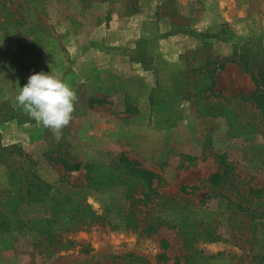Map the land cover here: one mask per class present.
I'll use <instances>...</instances> for the list:
<instances>
[{
    "label": "rangeland",
    "instance_id": "rangeland-1",
    "mask_svg": "<svg viewBox=\"0 0 264 264\" xmlns=\"http://www.w3.org/2000/svg\"><path fill=\"white\" fill-rule=\"evenodd\" d=\"M209 3L0 0V264H264V31ZM40 71L78 96L59 140L15 100Z\"/></svg>",
    "mask_w": 264,
    "mask_h": 264
},
{
    "label": "clouds",
    "instance_id": "clouds-1",
    "mask_svg": "<svg viewBox=\"0 0 264 264\" xmlns=\"http://www.w3.org/2000/svg\"><path fill=\"white\" fill-rule=\"evenodd\" d=\"M18 105L39 125L49 128L59 140L63 129L73 119L78 96L64 79L50 72H35L19 87Z\"/></svg>",
    "mask_w": 264,
    "mask_h": 264
},
{
    "label": "crops",
    "instance_id": "crops-1",
    "mask_svg": "<svg viewBox=\"0 0 264 264\" xmlns=\"http://www.w3.org/2000/svg\"><path fill=\"white\" fill-rule=\"evenodd\" d=\"M202 23L212 30L229 23L239 33L264 31V0H209ZM242 30V32H241Z\"/></svg>",
    "mask_w": 264,
    "mask_h": 264
},
{
    "label": "trees",
    "instance_id": "trees-1",
    "mask_svg": "<svg viewBox=\"0 0 264 264\" xmlns=\"http://www.w3.org/2000/svg\"><path fill=\"white\" fill-rule=\"evenodd\" d=\"M225 68V63L223 65H221L220 70H224ZM254 78V82L255 84L258 86L259 85V80L255 79V75H253ZM259 89L256 91L255 97L256 98H260L259 96ZM121 165L125 166V169L135 173L136 175H138L139 178L142 179H146L149 183V185H151V180L152 178L155 176V174L149 170H146L144 168H141L140 164H138L137 162H133L132 160H129L127 158H122L120 160ZM65 170H70V171H85L86 172V177L87 179L91 181H96V180H100V182H96V185L98 186V190H96L94 193L97 195H104V192L100 190V187L103 188V185H107V184H112L110 182L111 179H108L106 181L102 180L99 178L98 174H95L94 176H90V172L93 170L92 166H89L87 164H81V163H76V164H71V165H67V163H65ZM90 176V177H89ZM214 182H216V184L220 183L221 177L220 175H215L213 177ZM120 182H117L115 184H118ZM90 186V185H89ZM104 207L105 208H110V213H112V218L113 221H111L110 223H108L109 226H112L114 228H118L121 226V224H123V222L125 220H127V218H129L128 215V211L125 209H122L121 207H114L109 203H106V201L104 202ZM84 225L87 226V228H89L92 224V222L89 221H83ZM115 224V225H114ZM117 224V225H116ZM4 226V225H3ZM1 227V224H0ZM79 228V227H78ZM165 258V257H164ZM135 264H141V263H135Z\"/></svg>",
    "mask_w": 264,
    "mask_h": 264
}]
</instances>
